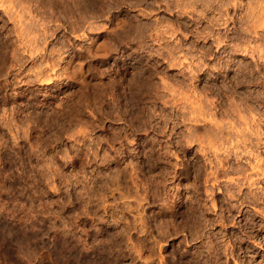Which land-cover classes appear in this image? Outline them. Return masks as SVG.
Here are the masks:
<instances>
[{"label": "clouds", "instance_id": "clouds-1", "mask_svg": "<svg viewBox=\"0 0 264 264\" xmlns=\"http://www.w3.org/2000/svg\"><path fill=\"white\" fill-rule=\"evenodd\" d=\"M0 264H264V0H0Z\"/></svg>", "mask_w": 264, "mask_h": 264}]
</instances>
